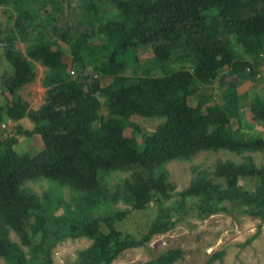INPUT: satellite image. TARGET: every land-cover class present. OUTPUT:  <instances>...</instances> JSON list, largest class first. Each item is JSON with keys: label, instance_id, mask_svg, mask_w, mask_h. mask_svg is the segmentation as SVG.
<instances>
[{"label": "trees", "instance_id": "obj_1", "mask_svg": "<svg viewBox=\"0 0 264 264\" xmlns=\"http://www.w3.org/2000/svg\"><path fill=\"white\" fill-rule=\"evenodd\" d=\"M77 1L86 9L84 20L65 24L62 31L55 24V13L64 9L62 0H0L17 11L21 39H32L24 54L15 47V32L4 37L10 63L5 86L15 100L0 106V121L4 110L15 121L28 115L34 127L19 124L18 135L39 133L45 143L32 156L17 152L18 135L0 136V258L6 264H55L52 248L60 232L49 227L48 208L39 196L22 187L39 176L90 194L102 190L104 173L133 169L125 179V200L138 209L158 203L157 218L141 235L118 228L116 218L125 213L102 217L104 221L65 216L62 234L93 239L72 264H110L124 249L145 245L170 217L188 212L191 198H199L193 207L202 216L227 210L224 203L229 202L264 219V164L219 161L213 177L200 175L178 197L163 170V163L190 159L202 150L264 148V138L243 129L233 82L224 93L229 102L209 103L213 95L200 91L217 80L222 83L225 69L244 79L257 74L264 53V0ZM58 39L70 48L75 76ZM98 39L102 41H94ZM146 44L153 56L141 61L137 49ZM34 61L50 68L45 80L49 88L45 103L28 111V102L16 97L35 80ZM196 93L193 104L190 97ZM252 99V117L264 123V99L259 94ZM135 114L164 121L149 133L131 121ZM127 126L133 127L130 137ZM11 229L29 250L11 242ZM182 253L170 248L143 264H171Z\"/></svg>", "mask_w": 264, "mask_h": 264}, {"label": "rangeland", "instance_id": "obj_2", "mask_svg": "<svg viewBox=\"0 0 264 264\" xmlns=\"http://www.w3.org/2000/svg\"><path fill=\"white\" fill-rule=\"evenodd\" d=\"M63 2V11L55 13L59 30L63 31L65 24L76 25L84 20L85 10L77 0ZM51 10V7L48 8ZM110 8L106 6V15ZM17 11L14 7L0 3V106L12 103L15 96L6 90L5 74L9 73L10 63L5 55V36L10 32H15L18 37L15 40V47L24 54L27 52L29 40H22L16 29ZM88 26V23L85 24ZM83 26V25H82ZM82 29V27H81ZM88 29V28H87ZM37 33V32H34ZM64 51V61L68 65V71L75 76L72 71L70 48L62 39H58ZM101 42L102 39L94 40ZM138 57L141 61L148 60L153 56L151 45H140L137 49ZM248 58L250 56L247 55ZM36 78L18 90L17 97L28 102V111L38 110L47 98L48 86L45 85L46 76L50 74V68L34 61ZM257 74L246 79L237 74L228 72L225 69L223 82L216 81L213 85L202 86L201 93L213 95L209 103L229 102L225 96V91L230 90V82L236 85V91L240 98L241 118L244 123V131L250 134H258L264 138V123L262 120L253 119L251 111L252 98L259 94L264 99V53L258 59ZM92 71V66L88 68ZM108 78L104 82H110ZM6 90V91H5ZM199 95L196 93L190 97V101L196 104ZM2 121H0V136L9 137L18 135V125L25 128H33L34 123L26 115L24 118L15 121L6 111H2ZM131 121L139 124L149 133L154 132L158 125L164 121L162 117H147L135 114ZM248 122V123H247ZM239 120H233L234 127H238ZM126 136L133 135V127L127 126ZM19 143L16 145L17 152H28L32 156L37 155L45 147L44 140L39 133L32 136L18 135ZM142 144L140 147L142 148ZM232 160L237 163L252 160L257 165L264 164V148L244 151H234L228 148L216 150H202L190 159H172L163 163V170L167 174L168 180L175 185L171 192L174 197H178L180 192L189 187L200 175L213 177V170L219 161ZM133 170V169H132ZM132 170H115L103 174V188L99 192L90 194L74 189L71 185L62 184L56 180L45 176H39L23 182L25 190L33 192L39 196L47 207L49 216V227L60 234L55 235V246L52 248V258L55 264H72L78 257L79 250L90 247L93 239L87 236H66L62 234L61 227L65 216L69 219L73 215L83 219L92 220L116 214L123 218L117 219L118 228L125 232H132L141 235L147 231L149 225L157 218L158 203L152 201L146 208H134L129 201L125 200L122 192L125 190V179L132 175ZM120 185V186H119ZM123 188H122V186ZM199 198H191L188 201V212L173 215L170 220L165 221L161 230H157L145 245L131 246L121 251L110 264H143L148 260L158 257L160 253L170 248H181L182 257L171 264H264V219L253 214L247 207L238 204L224 203L227 210L218 209L207 214L198 211L193 204ZM126 211V212H125ZM167 222V223H166ZM102 229L107 230L104 223ZM260 234L253 238L258 232ZM11 242L21 244L22 248L29 250L28 246L22 243L20 235L13 229L8 234ZM38 235L36 238H39ZM253 238L251 242L249 239ZM220 251H224L222 256H218ZM0 264H6L4 258H0Z\"/></svg>", "mask_w": 264, "mask_h": 264}, {"label": "built area", "instance_id": "obj_3", "mask_svg": "<svg viewBox=\"0 0 264 264\" xmlns=\"http://www.w3.org/2000/svg\"><path fill=\"white\" fill-rule=\"evenodd\" d=\"M73 72V71H72Z\"/></svg>", "mask_w": 264, "mask_h": 264}]
</instances>
